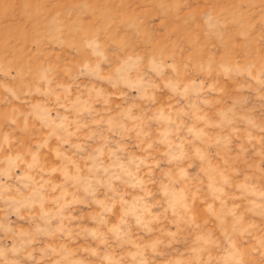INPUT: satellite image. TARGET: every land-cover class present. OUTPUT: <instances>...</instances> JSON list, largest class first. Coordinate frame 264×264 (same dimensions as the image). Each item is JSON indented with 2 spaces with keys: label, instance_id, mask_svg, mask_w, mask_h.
Returning a JSON list of instances; mask_svg holds the SVG:
<instances>
[{
  "label": "rangeland",
  "instance_id": "obj_1",
  "mask_svg": "<svg viewBox=\"0 0 264 264\" xmlns=\"http://www.w3.org/2000/svg\"><path fill=\"white\" fill-rule=\"evenodd\" d=\"M0 264H264V0H0Z\"/></svg>",
  "mask_w": 264,
  "mask_h": 264
}]
</instances>
